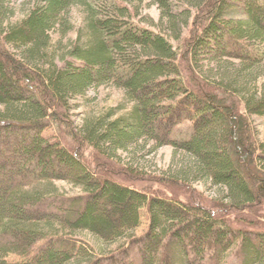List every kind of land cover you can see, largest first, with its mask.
I'll use <instances>...</instances> for the list:
<instances>
[{
	"label": "trees",
	"instance_id": "16d2710c",
	"mask_svg": "<svg viewBox=\"0 0 264 264\" xmlns=\"http://www.w3.org/2000/svg\"><path fill=\"white\" fill-rule=\"evenodd\" d=\"M148 1L30 0L21 13L0 0V264H40L54 244L65 264H264V143L251 117H264V0H151L162 29L143 19ZM106 86L132 108L78 126L74 102ZM141 146L173 147L186 176L228 197L120 160ZM79 232L129 243L96 256L66 236Z\"/></svg>",
	"mask_w": 264,
	"mask_h": 264
},
{
	"label": "rangeland",
	"instance_id": "374dc122",
	"mask_svg": "<svg viewBox=\"0 0 264 264\" xmlns=\"http://www.w3.org/2000/svg\"><path fill=\"white\" fill-rule=\"evenodd\" d=\"M26 1L28 2V4L26 3ZM29 1L30 0H16V4H18V6L20 7L19 12L23 13V6L25 4L28 5V7L30 6ZM231 9L229 10V13L232 18H241L244 16L243 11L234 8L232 10ZM72 16L73 21L76 25H78L79 29L84 28L85 21L83 10L81 8L75 9ZM142 17L147 24L157 28H163L162 11L160 7L154 4V2H152L151 0H149L144 6ZM76 36L77 35L75 33L73 36H71V38L76 39ZM69 45H71V39L65 40L64 46L60 48L59 55L63 57L67 56L69 53ZM261 71L262 77L260 78L258 85L260 90H264V65ZM217 75L220 76V74L218 73L215 75V77H217ZM213 77L214 76H212V78ZM73 105L75 121H77L78 126L80 127H83L88 119H95L99 116H103L104 114L110 115L112 113H115L116 111L119 113H128L129 109L132 108V105L127 98L126 92L116 86H106L98 91H92L87 97L77 99ZM251 117L255 125L257 136L260 139L261 143H264V117L257 115H251ZM49 135L53 140V138L56 137L55 130L53 132H50ZM188 158L189 157L183 155V153L178 155L173 147H165L160 150H156L152 147L148 148L146 146H141L138 148H134V150L129 153L122 152L120 160L125 164L135 166L159 177H179L184 179H187L189 177L188 180L192 183V185L200 189L202 192L207 193V195L212 199L227 198L228 192L225 191L224 188L216 186L212 181L199 180L197 175H195L194 173L193 175L190 174L186 176V172L192 170V164L186 162L188 161ZM57 185L64 194L77 196L84 193L83 188L67 182H59ZM150 226V213L148 210H145L144 224L143 227L137 231V235L139 237H143L144 235H146L150 230ZM66 236L69 237L68 239H70V237L74 238L75 240L80 242L82 246L87 247L88 250H90L96 256L111 255L114 252L118 251L125 244L127 245L129 243V240H124L115 245H108L100 241L98 237L90 232H79L76 235L66 233ZM35 245H37V248L40 251L41 249H44V247H47L48 243H35ZM55 245L56 244L51 245V248H49L47 252L42 253L40 264H65L64 262H62L61 256L55 249ZM163 246L164 239L162 237L158 242V249H161ZM175 255L176 254L172 252L170 262H173V260L176 258ZM9 260L13 263L25 261V259L18 256H12ZM72 264H81V262L79 261Z\"/></svg>",
	"mask_w": 264,
	"mask_h": 264
}]
</instances>
